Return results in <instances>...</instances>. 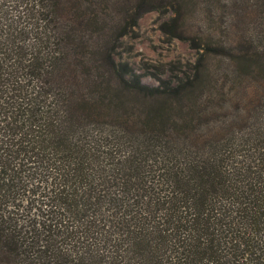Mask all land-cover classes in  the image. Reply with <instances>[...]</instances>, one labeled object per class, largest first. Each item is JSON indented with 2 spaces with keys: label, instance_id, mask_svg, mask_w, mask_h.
Segmentation results:
<instances>
[{
  "label": "trees",
  "instance_id": "obj_1",
  "mask_svg": "<svg viewBox=\"0 0 264 264\" xmlns=\"http://www.w3.org/2000/svg\"><path fill=\"white\" fill-rule=\"evenodd\" d=\"M197 50L144 83V12ZM0 264H264V0H0Z\"/></svg>",
  "mask_w": 264,
  "mask_h": 264
},
{
  "label": "rangeland",
  "instance_id": "obj_2",
  "mask_svg": "<svg viewBox=\"0 0 264 264\" xmlns=\"http://www.w3.org/2000/svg\"><path fill=\"white\" fill-rule=\"evenodd\" d=\"M167 15L158 10L144 12L136 33L122 38L116 58L127 62L135 74L149 85H157L155 76L177 81L186 77L196 61L197 50L187 40L170 39L160 24Z\"/></svg>",
  "mask_w": 264,
  "mask_h": 264
}]
</instances>
